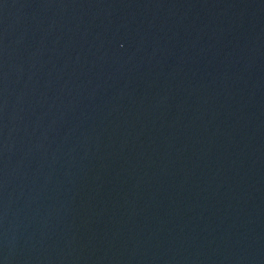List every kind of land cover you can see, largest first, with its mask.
<instances>
[{
	"label": "water",
	"instance_id": "obj_1",
	"mask_svg": "<svg viewBox=\"0 0 264 264\" xmlns=\"http://www.w3.org/2000/svg\"><path fill=\"white\" fill-rule=\"evenodd\" d=\"M0 264H264V0H0Z\"/></svg>",
	"mask_w": 264,
	"mask_h": 264
}]
</instances>
